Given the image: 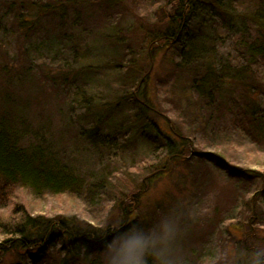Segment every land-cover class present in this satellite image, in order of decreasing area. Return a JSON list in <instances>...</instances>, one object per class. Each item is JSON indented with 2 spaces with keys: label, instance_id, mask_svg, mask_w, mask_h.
<instances>
[{
  "label": "trees",
  "instance_id": "16d2710c",
  "mask_svg": "<svg viewBox=\"0 0 264 264\" xmlns=\"http://www.w3.org/2000/svg\"><path fill=\"white\" fill-rule=\"evenodd\" d=\"M172 1L154 24L133 29L110 17L118 0H0V27L19 36L14 54L0 40V205L28 188L90 206L112 200L117 212L95 223L76 214L1 215L0 264H82L85 250L103 247L111 224L137 218L135 199L148 181L199 156L190 134L264 150V0ZM101 68L118 86L106 95L95 81ZM164 79L194 127L184 131L151 95V82ZM68 137L71 155L60 148ZM135 137L149 166L114 186L116 158ZM251 205L253 213L260 207ZM245 218L244 226L256 222Z\"/></svg>",
  "mask_w": 264,
  "mask_h": 264
},
{
  "label": "rangeland",
  "instance_id": "374dc122",
  "mask_svg": "<svg viewBox=\"0 0 264 264\" xmlns=\"http://www.w3.org/2000/svg\"><path fill=\"white\" fill-rule=\"evenodd\" d=\"M118 1L121 2L120 8L116 11L111 8L110 10L113 11L110 17L113 21L118 19L120 24L130 22L133 29L143 27L144 23L147 26L154 24L169 11L173 3L172 0ZM92 22L88 24L92 25ZM11 29L0 27V40H4L10 54H14L19 36H16V32ZM47 62L51 64V61ZM52 66L55 69L59 65L52 64ZM98 78L99 80L95 81L98 82L102 94L106 95L118 88L108 69L101 68ZM164 80L151 82L149 89L151 95L158 98L155 99L163 105L167 115H170L169 117H172V120L184 131L188 126L194 127V119L188 112L182 110L185 104L182 103L184 105L179 108L171 102L174 96L171 90L172 85L169 84V79ZM192 135L190 134V139L192 141L194 139L193 142L196 144L193 149L205 156L199 154L195 156L196 158H190V163L170 164L167 172L160 174L156 180L148 181L145 186L148 190L135 201L138 202L136 213L150 218H155L161 212L171 208H179L183 211L187 232L185 245L195 254L193 264H197L199 256L204 255L207 246L214 242L228 247L234 244L254 245L264 240V150L255 144L235 140L236 138L220 142L218 139L200 140V134L196 136L199 138L197 140ZM67 141L68 145L60 146V148L66 155H71L73 151L69 152L68 147L73 145L72 138L68 137ZM144 149L145 146L139 143L138 137H135L134 147H131L127 153L119 154L116 158L119 163L113 167L116 170L111 180L112 185L121 187L124 183H121L122 180H138L144 168L149 166L148 162H143L148 158ZM218 154L221 155L220 164H216L212 158V155L216 157ZM80 165L83 166L84 163L80 162ZM135 167H141L142 170ZM230 168L243 171L254 170L261 173V176L245 178L242 174L243 176L233 177L229 174ZM127 169H133L131 170L133 173L129 175L126 173ZM8 198L7 203L0 205H4L0 208V217L1 215L6 217L9 214L18 217L22 212L33 215L63 213L76 214L88 221L94 217L92 222L95 223V218L97 221H110L117 216L112 200H108L105 204L101 202L100 205L90 206L91 204L74 199L66 193L40 196L28 188H19ZM255 202L260 207H257L253 213L251 206L254 205L251 203ZM246 215L247 219L255 215L256 222L244 226ZM3 237L4 235L0 232V240ZM4 261L6 259H3V263Z\"/></svg>",
  "mask_w": 264,
  "mask_h": 264
},
{
  "label": "clouds",
  "instance_id": "9594fccd",
  "mask_svg": "<svg viewBox=\"0 0 264 264\" xmlns=\"http://www.w3.org/2000/svg\"><path fill=\"white\" fill-rule=\"evenodd\" d=\"M184 213L179 208L155 218L138 214L134 220L119 218L104 234V245L85 250L82 264H193L195 254L185 245ZM197 264H264V240L254 245L225 247L213 243Z\"/></svg>",
  "mask_w": 264,
  "mask_h": 264
}]
</instances>
